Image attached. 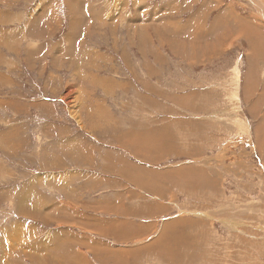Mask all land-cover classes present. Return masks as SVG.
<instances>
[{
  "label": "rangeland",
  "instance_id": "rangeland-1",
  "mask_svg": "<svg viewBox=\"0 0 264 264\" xmlns=\"http://www.w3.org/2000/svg\"><path fill=\"white\" fill-rule=\"evenodd\" d=\"M262 146L264 0H0V264H264Z\"/></svg>",
  "mask_w": 264,
  "mask_h": 264
},
{
  "label": "crops",
  "instance_id": "crops-1",
  "mask_svg": "<svg viewBox=\"0 0 264 264\" xmlns=\"http://www.w3.org/2000/svg\"><path fill=\"white\" fill-rule=\"evenodd\" d=\"M248 70H249V73L253 72L251 66L249 67ZM233 82H234V80H233ZM126 132L129 133L130 136L132 137V136H134L135 130L133 129V127H130V129L126 130ZM73 138L75 139L74 136H73ZM73 138H71V134L68 135V139H73ZM105 142H107V141H102L99 137H96L95 141L90 140L88 143L82 145V147H79L78 149H76L78 155H76L73 152L72 156L75 159H76V157L82 158L83 162H82L81 166L85 167V170H81L79 168V166L74 162V165L76 167V170H74V171L81 172V173H83V171H98L99 172L97 174L98 177L104 176L106 173V170H107V163H106L107 160L103 159L101 161L100 144L105 143ZM114 143L124 146L122 143V139L119 135L115 136ZM126 147L128 148V146H126ZM104 156H105V154H104ZM121 156H124L123 152H121ZM118 158H119V155L116 159H118ZM75 159H74V161H75ZM77 163H79V162H77Z\"/></svg>",
  "mask_w": 264,
  "mask_h": 264
},
{
  "label": "bare ground",
  "instance_id": "bare-ground-1",
  "mask_svg": "<svg viewBox=\"0 0 264 264\" xmlns=\"http://www.w3.org/2000/svg\"><path fill=\"white\" fill-rule=\"evenodd\" d=\"M231 7V6H230ZM229 8V7H228ZM198 24V23H197ZM170 25V24H169ZM158 32V31H157ZM160 32V31H159ZM226 36H227V34H226ZM219 45V44H218ZM192 47V46H191ZM223 47V46H222ZM218 48V47H217ZM234 73V72H233ZM262 126H263V124H262ZM261 126V127H262ZM259 137H260V135H259ZM263 145V144H262ZM262 147H264V146H262Z\"/></svg>",
  "mask_w": 264,
  "mask_h": 264
}]
</instances>
